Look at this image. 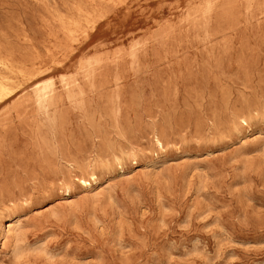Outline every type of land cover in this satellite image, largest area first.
I'll return each instance as SVG.
<instances>
[{
    "label": "rangeland",
    "instance_id": "rangeland-1",
    "mask_svg": "<svg viewBox=\"0 0 264 264\" xmlns=\"http://www.w3.org/2000/svg\"><path fill=\"white\" fill-rule=\"evenodd\" d=\"M0 81V264H264V0H0Z\"/></svg>",
    "mask_w": 264,
    "mask_h": 264
},
{
    "label": "bare ground",
    "instance_id": "bare-ground-1",
    "mask_svg": "<svg viewBox=\"0 0 264 264\" xmlns=\"http://www.w3.org/2000/svg\"><path fill=\"white\" fill-rule=\"evenodd\" d=\"M6 90H7L6 85H5L2 81H0V98L5 94ZM96 183H97V182H96ZM101 188H102V187L99 186V190H100ZM70 201H71V200H70ZM8 223H9V225H8V227H7V229H6V233H9V232L15 230L16 227L18 226V224H20V219H19L18 221H16V222L11 221V222H8Z\"/></svg>",
    "mask_w": 264,
    "mask_h": 264
}]
</instances>
